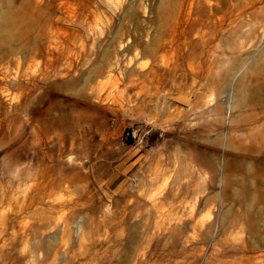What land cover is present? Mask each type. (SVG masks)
<instances>
[{"label": "rangeland", "instance_id": "1", "mask_svg": "<svg viewBox=\"0 0 264 264\" xmlns=\"http://www.w3.org/2000/svg\"><path fill=\"white\" fill-rule=\"evenodd\" d=\"M0 264H264V0H0Z\"/></svg>", "mask_w": 264, "mask_h": 264}, {"label": "bare ground", "instance_id": "2", "mask_svg": "<svg viewBox=\"0 0 264 264\" xmlns=\"http://www.w3.org/2000/svg\"><path fill=\"white\" fill-rule=\"evenodd\" d=\"M193 206V205H192ZM188 207V206H187ZM194 208V207H193ZM193 215V214H192Z\"/></svg>", "mask_w": 264, "mask_h": 264}]
</instances>
